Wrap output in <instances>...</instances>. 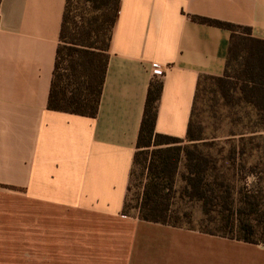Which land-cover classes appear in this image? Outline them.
Returning a JSON list of instances; mask_svg holds the SVG:
<instances>
[{"label": "crops", "instance_id": "crops-1", "mask_svg": "<svg viewBox=\"0 0 264 264\" xmlns=\"http://www.w3.org/2000/svg\"><path fill=\"white\" fill-rule=\"evenodd\" d=\"M65 0H0V264H264V246L121 215L149 82L154 130L184 138L230 32L264 41V0H119L97 114L47 109ZM155 71L161 73L155 75Z\"/></svg>", "mask_w": 264, "mask_h": 264}, {"label": "trees", "instance_id": "trees-1", "mask_svg": "<svg viewBox=\"0 0 264 264\" xmlns=\"http://www.w3.org/2000/svg\"><path fill=\"white\" fill-rule=\"evenodd\" d=\"M69 2L65 0L46 107L54 112L94 118L106 73L119 0H114L110 7L105 3L100 16L93 20L86 22L80 19L73 25L72 32L69 27ZM189 19L230 32L224 74L219 77L203 76L197 82L184 138L155 132L162 86L158 80L149 82L121 215L264 246V238H258L257 230L261 228L259 224L264 223V194L260 199L255 195L241 194L239 206L236 207L229 184L216 174H211L217 160L202 149L206 142L200 129L193 124L200 80L206 78L217 85L226 102L234 100L237 104L252 107L257 123L264 125V41L251 37L248 27L197 16H189ZM103 33L106 38L99 42L98 37ZM75 35H81V40L76 41ZM230 68L234 70L232 74L229 73ZM239 139L243 141L244 138ZM140 155H144L146 160L145 182L129 197V192L134 189L130 186L133 167ZM181 160L184 171L180 178L183 185L176 189ZM175 198L200 204L202 215L198 229L190 226L191 213L172 206ZM254 213L259 214L251 221L248 217ZM184 222L188 225H184Z\"/></svg>", "mask_w": 264, "mask_h": 264}, {"label": "rangeland", "instance_id": "rangeland-1", "mask_svg": "<svg viewBox=\"0 0 264 264\" xmlns=\"http://www.w3.org/2000/svg\"><path fill=\"white\" fill-rule=\"evenodd\" d=\"M113 2L114 0H70L68 8L71 32L73 25L80 19H85L87 22L99 17L105 3L110 7ZM238 32L241 33V30ZM104 33L98 37L99 42L106 38ZM74 37L76 41L81 40V35ZM233 71V68L229 69L230 74ZM193 124L200 129L203 141L206 142L202 149L217 160L216 168L211 174H216L229 184L235 206H239L237 204L241 194L255 195L260 199L264 194V179H262L264 175V125L257 123L255 110L248 105L237 104L234 100L226 102L217 85L210 79L202 78L193 114ZM240 137L244 138L243 141H240ZM144 157V155L138 156L133 167L130 186L134 189L129 192V197L145 182L146 160ZM183 171V160H181L175 181L176 189L183 185L180 178ZM172 202L174 208L179 207L182 211L191 213L190 226L198 229L202 215L200 204L179 198L173 199ZM258 214L254 213L248 218L252 221ZM184 225L188 224L184 222ZM259 225L261 228L257 229L258 238L261 236L264 238V223Z\"/></svg>", "mask_w": 264, "mask_h": 264}, {"label": "built area", "instance_id": "built-area-1", "mask_svg": "<svg viewBox=\"0 0 264 264\" xmlns=\"http://www.w3.org/2000/svg\"><path fill=\"white\" fill-rule=\"evenodd\" d=\"M155 75L160 76L161 73L159 71H155Z\"/></svg>", "mask_w": 264, "mask_h": 264}]
</instances>
